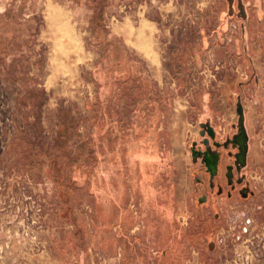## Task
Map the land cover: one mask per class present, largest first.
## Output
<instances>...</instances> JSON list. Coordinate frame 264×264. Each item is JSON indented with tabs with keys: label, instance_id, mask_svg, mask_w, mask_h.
Returning <instances> with one entry per match:
<instances>
[{
	"label": "rangeland",
	"instance_id": "obj_1",
	"mask_svg": "<svg viewBox=\"0 0 264 264\" xmlns=\"http://www.w3.org/2000/svg\"><path fill=\"white\" fill-rule=\"evenodd\" d=\"M102 3L0 0V264H264V0ZM238 104L257 196L197 207Z\"/></svg>",
	"mask_w": 264,
	"mask_h": 264
},
{
	"label": "flooded vegetation",
	"instance_id": "obj_2",
	"mask_svg": "<svg viewBox=\"0 0 264 264\" xmlns=\"http://www.w3.org/2000/svg\"><path fill=\"white\" fill-rule=\"evenodd\" d=\"M209 126L212 128L211 133ZM239 128L238 123L237 130L227 133L223 139H220L212 125H203L199 129L200 137L191 141L190 156L195 164V184L198 185L200 191L197 196V207L205 206L208 201V192L216 196H224L228 200L234 197L249 199L257 196V192L244 171L248 164L247 137L245 151L241 154L240 145L236 140ZM214 156L215 162L213 166H209L207 161ZM236 206L237 203L234 207ZM213 216L219 219V212L213 211Z\"/></svg>",
	"mask_w": 264,
	"mask_h": 264
},
{
	"label": "crops",
	"instance_id": "obj_3",
	"mask_svg": "<svg viewBox=\"0 0 264 264\" xmlns=\"http://www.w3.org/2000/svg\"><path fill=\"white\" fill-rule=\"evenodd\" d=\"M190 151V150H189ZM97 159V158H96ZM143 163H145V161H143V160H141L140 159V165L142 166L143 165ZM91 168L92 167H89L88 168V176H87V182H89V190H91V188H92V186L95 184V182H97V181H101V180H103L104 179V182L106 183L107 181H108V179L110 178L108 175H106V176H104V175H95L94 174V171H93V169L91 170ZM91 175H92V177H91ZM126 179V181L128 182V183H130L131 184V175H129L128 173L126 174V176H124L123 177V179H122V177H120V181H119V184H118V192H119V190H124L125 188H126V186H125V188H124V180ZM121 180H123V183L121 182ZM128 189H129V185H128ZM120 194H123L122 193V191L120 192ZM109 208H110V210H112V211H114V212H118V211H121L122 210V206L121 205H119V203H118V205H116V203H114V202H111L110 203V205H109ZM125 209V208H124ZM190 240V239H189ZM150 243V242H149ZM182 244L184 245L185 244V242H183L182 241ZM135 245H137V247L139 246L138 245V243H135ZM144 247V248H143ZM150 246L148 245V246H146V245H143V242L142 243H140V250H141V252H143V254L145 253L144 252V250L145 251H147V255H149V260H159V257H157V256H153V255H151V253H149L148 252V248H149ZM206 248L208 249V250H210V251H212V250H214L215 249V243H214V241H212L211 243H208L207 245H206ZM136 254V253H135ZM138 258V257H137ZM144 258H145V256H144ZM141 259V258H140ZM161 259H162V257H161ZM171 259H172V257H171ZM153 264H154V262H153Z\"/></svg>",
	"mask_w": 264,
	"mask_h": 264
},
{
	"label": "water",
	"instance_id": "obj_4",
	"mask_svg": "<svg viewBox=\"0 0 264 264\" xmlns=\"http://www.w3.org/2000/svg\"><path fill=\"white\" fill-rule=\"evenodd\" d=\"M237 112H238V115H239V120H238V123H239V133L236 137V140L237 142L239 143L240 145V153L242 154L244 151H245V139H246V131H245V128L243 126V111H242V105L241 104H238L237 106ZM209 131L210 133L212 132V128L209 126ZM214 161H215V156L210 160V161H207V164L209 166H213L214 164Z\"/></svg>",
	"mask_w": 264,
	"mask_h": 264
},
{
	"label": "built area",
	"instance_id": "obj_5",
	"mask_svg": "<svg viewBox=\"0 0 264 264\" xmlns=\"http://www.w3.org/2000/svg\"><path fill=\"white\" fill-rule=\"evenodd\" d=\"M263 147H264V138H263ZM256 175V173H255ZM254 175V176H255ZM260 175V174H259ZM247 221L249 222V219H247ZM222 241V239H221ZM249 241V242H248ZM247 242V246H248V253H247V259H249L250 257H253V252H254V246H253V243H254V236H249L246 238V241ZM250 245V246H249Z\"/></svg>",
	"mask_w": 264,
	"mask_h": 264
},
{
	"label": "trees",
	"instance_id": "obj_6",
	"mask_svg": "<svg viewBox=\"0 0 264 264\" xmlns=\"http://www.w3.org/2000/svg\"><path fill=\"white\" fill-rule=\"evenodd\" d=\"M94 1H96V3L98 4V11H99V13L101 14L102 13V11H103V7H104V5H103V3H102V0H94ZM208 220H210V217H209V219ZM207 223L209 224L210 222H206V225H207Z\"/></svg>",
	"mask_w": 264,
	"mask_h": 264
},
{
	"label": "bare ground",
	"instance_id": "obj_7",
	"mask_svg": "<svg viewBox=\"0 0 264 264\" xmlns=\"http://www.w3.org/2000/svg\"><path fill=\"white\" fill-rule=\"evenodd\" d=\"M206 158V157H205ZM241 159V158H240ZM215 162V161H214Z\"/></svg>",
	"mask_w": 264,
	"mask_h": 264
}]
</instances>
